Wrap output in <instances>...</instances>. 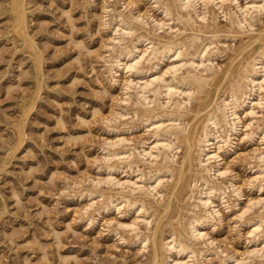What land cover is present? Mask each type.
<instances>
[{"label": "rangeland", "instance_id": "1", "mask_svg": "<svg viewBox=\"0 0 264 264\" xmlns=\"http://www.w3.org/2000/svg\"><path fill=\"white\" fill-rule=\"evenodd\" d=\"M149 1L24 0L30 40L27 42L15 27L12 0H0V264H152V248L143 250L138 237L134 232H129L131 229L127 226V223L131 224V219H135L137 214L134 215L131 207L126 205L122 206L121 210L124 211H121L122 214L112 209L99 214L97 211L101 206L102 198L97 194L105 191L106 197H109V194L116 195V191L113 192L109 188V190H100L106 184H101L99 190L90 187L93 179L98 181L107 176L104 172L106 167L103 156L106 153L104 147L108 148L107 143L114 141L121 130L124 131L122 132L124 136H128L127 138L133 142L136 141L135 145H138V142L145 139L147 135V132L146 135L144 133L147 131L143 129L144 123L141 122L142 114L134 113L133 102L124 101L126 95L123 87L126 84L124 81L126 78L120 76V80L115 82L113 80L115 75L111 72L108 63H110L109 54L113 53L112 46H109L113 44V40L110 41L114 37L112 25L116 26L118 23L113 18L116 19L114 13L123 12L122 14L129 17L133 13L137 15L135 12L140 10L144 16L151 15L161 21L165 19L158 10L161 5H155L154 0ZM241 2L244 3V0ZM228 4H230L229 0H227V6ZM215 10L218 13L219 10ZM221 12L218 13L220 21L218 20L217 24L220 29L219 36L211 35V21L202 20L205 21L203 24L201 19L196 20L199 28L203 26L207 30L205 31L202 27L207 35L202 31V40L196 43L200 45L207 39L205 42L209 43L214 51L210 50V54L212 53L210 56L217 58L215 60L212 57L214 64L216 63L215 67L218 66L216 69L221 72V78H226L222 79L224 82L221 87L217 88L220 80L213 79L210 80V85H205L200 93H196L198 100L196 97L192 100H196L195 104L191 101L193 104L188 105L190 108L187 106V111L189 110L187 119L190 124L187 123L190 126L201 124L208 109L212 110L215 107L213 102H215L216 93L222 98L225 97L224 94L229 91L227 88H230L234 70H237L236 67L233 68L226 76L231 60L239 53L245 42L251 38H257L264 29V23L261 22L264 20L262 14V17L256 20L254 26H257L248 28L254 31L247 35L232 34L230 27H225L230 26V22L226 20L228 19L226 16L224 17V12L222 14ZM207 22L208 27L205 26ZM198 23L201 25L199 26ZM141 26L140 32H145L144 26L140 24L139 27ZM179 26L178 28L181 29ZM150 29L152 30L153 27ZM166 29L167 32L160 30L158 35L164 36L168 33L165 37H173L179 33L177 37L184 39L191 33L176 31L177 34L171 35L169 28ZM209 37L211 40L208 39ZM215 37L219 38L221 44ZM243 38L246 39L243 40ZM188 42L193 44L192 40L186 39V44ZM196 43L194 47L199 46ZM214 43L215 49L211 47ZM190 44L189 49L192 47ZM258 47H260V41H256L240 59L237 58L236 64L241 62L248 53L256 51ZM233 48L235 50L232 51ZM195 49L192 48V51ZM228 50H231L230 53L227 52ZM167 64L168 62L162 69L167 68ZM198 101L199 104H197ZM194 107H196L195 110ZM191 109L194 113L190 111ZM262 110H258L260 119L257 116L255 120L257 123L253 120L255 123L249 127L251 130H256V126L263 123L264 110ZM121 112H124L123 117ZM202 112L203 114L200 115ZM184 119L187 120L186 116ZM183 120L182 122L186 123ZM125 127H129L130 131H127ZM111 128H117L120 132ZM245 134L246 129H242L236 141V151L227 157L226 167H229L230 174L219 180L221 183L222 180L228 183L227 178L232 175L231 173L237 174L245 194L242 206L246 205L251 198L257 199L260 195H258L259 191L251 190L250 183L253 182L256 185L264 181V176L261 175L263 178L259 177L261 180L259 182L254 172L264 166L263 162L261 161V164L256 155L254 156L255 150L261 145L259 141L251 143L249 136ZM179 151L174 152L177 163L173 165L176 168L182 161L184 147L182 146V150ZM128 162L127 165L125 163L124 168L122 163L118 165H121L123 171H126V167L128 172H132ZM100 166L101 168L103 166V171ZM142 167L148 168L145 170L147 178L153 176L152 172L154 173L157 168L144 166V164ZM197 167H194L193 171H197ZM178 171L179 169L174 170V178H171L172 175L167 172V176L163 173L164 177L172 180L168 181L169 183L166 182L168 188L165 191L166 194L170 193L173 185L177 183ZM118 174L117 176L123 179V175ZM193 174L195 173L186 172L184 180L179 183V192L177 199L174 200V206L168 217L161 223L165 238H169L172 231L176 230L182 233L183 240L186 239L187 243L191 242L188 244L193 242L185 236L183 228L192 215H189V212L195 203L193 198L191 199L194 202L190 200V195L192 196L195 189L192 190V182L194 183L192 179L196 178V174L194 176ZM253 175L258 181L254 180ZM249 180L250 182L247 183ZM199 184V188L204 185L202 181ZM80 187L83 188L80 189ZM87 188L97 193L94 196L100 199L93 206L90 203L92 198L83 194ZM233 197L231 203L233 199L236 200V197ZM154 202L152 200L149 205H156ZM158 206L160 209L162 205ZM255 209L254 213L250 212L251 217L247 213L242 221L237 218L236 212L235 214L233 211L223 210L224 219L222 222H217L214 227L216 229L207 227V232L215 241V248L212 247L214 251L211 256L208 255L207 257L210 256L208 259L203 258L200 264H237L238 262L232 259L224 258L230 254L239 259L243 257L245 259V253L250 250V247L255 248V246L249 243L252 238L249 232L251 226L248 224L243 227L242 222L258 218L259 210L264 212L260 206ZM150 213L155 214L153 210ZM158 216L159 212H156L151 226L155 227L158 223ZM141 225V231H145V233L142 231L143 235L153 233L147 230L144 224ZM121 236L125 237V241L121 240ZM135 237L137 243H135ZM197 245L199 249L204 248L200 243Z\"/></svg>", "mask_w": 264, "mask_h": 264}, {"label": "bare ground", "instance_id": "2", "mask_svg": "<svg viewBox=\"0 0 264 264\" xmlns=\"http://www.w3.org/2000/svg\"><path fill=\"white\" fill-rule=\"evenodd\" d=\"M162 1L163 0L153 1L155 5H161L158 7V10H160L165 18L162 21L151 15L146 16L145 14L144 16L142 14L143 12L139 9L137 10H139L140 13L135 12L137 15L133 13L129 17L122 14L123 12L114 13L116 14V19L115 17L113 18L117 20L116 22L118 23L116 26L112 25L114 29L111 27L114 32V37L110 39V41L113 40V44L111 43L112 45L110 44L109 46H112L113 53L111 55L108 53L110 56V59L107 58L110 61L108 64H110L111 72L115 75L113 78L115 82L120 80V76L126 78V80H124L126 84L123 87L126 95L124 101L133 102L135 109L132 110L134 113L136 112V115L142 114V119L139 118V120L141 119V122L144 123L145 128L143 129L147 130L144 132L145 135L147 132V135L145 139L143 138L138 142V145H135L136 141H134V143L131 139L127 138L128 136H124L125 134L122 133L124 131H122L119 126L121 132L117 129L118 127L114 128L115 130L117 129V131L119 130L118 132H120V135L118 134L119 136L117 135L118 137L116 136L117 138L114 139V141L107 143L108 148L104 147V151L106 152H104L105 155H103L106 161V167L104 164V172L107 173V176L105 175L104 178L101 177L102 179L98 178V181L93 179L94 181L92 180V185L90 187L98 189L101 184H106L105 186L107 188L103 186L104 188H100V190L111 189L113 192L116 191V195L109 194V197H106L105 191L102 193L99 192L98 194L96 193L102 198L100 201L101 206L97 211L99 214L102 211H111V209L112 211H119L120 214H122L121 211L123 210L121 209L124 205L129 208L131 207L134 215L135 213L137 214V216H135L136 218L133 219L134 221L131 219V224L125 223H127V226L131 229H128L129 232L132 231L136 234L140 242L139 244L143 245V250H149V247L152 248V264H200L203 258L208 255L211 256V253L214 251L212 247L215 245V241L210 237L209 232H207V227L214 228L217 222L223 221V210H226V212H236L237 218L242 221L246 218L245 215L247 213L250 214L251 211L253 212L256 207L260 206L261 210L262 208L264 209V181L256 185L253 182L250 183L251 190L255 189L254 191H259L260 193H258V195H260L257 199L249 198L250 200L244 206L241 204L245 199V194L241 188L242 184L239 183L238 176H236L237 174L234 175L231 173L232 175L227 178L228 183H225L223 180V184L220 182V178L224 179V177H228L230 174L229 167H226L227 157H229V154L236 151V141L242 129H246L245 135L249 136L251 143L259 141L261 146H258L259 148L257 147L258 150H255L254 156L256 155L257 160L259 159L260 163L262 164L263 162L264 164V120L262 124L256 126V130L252 129V131L251 128H249L256 122L255 120H257L258 117L260 119L261 115L258 116V110H264V29L257 38H251V40L245 42L239 53L231 60L229 71L226 76L233 68L236 67L237 70H234L235 72L230 81L231 84L229 83L230 88H227L229 91L225 92V97L222 98L216 93L214 95L215 102H213L215 103V107L212 108L210 106L212 110L208 109L209 111L205 119L202 122L200 121L201 124L190 126L187 119L189 117V115L187 117V112L189 111H187V106L193 104H191V101L197 97L198 94L196 95V93H200L204 86L209 84L210 80L213 79L220 80L217 86V88H219L224 82L222 79L226 78H221V72L216 69L218 66L215 67L216 63L214 64L215 61L212 59L213 55L210 56L212 54H210V50L213 51V49L210 48L209 43L205 42L207 39L202 41L200 45L196 43L202 40L201 33L205 30L203 26L204 30L202 27H198L196 20L211 21L212 23L209 22L211 23V31L209 29L211 35L219 36L218 33L220 29L217 24L220 21L218 17L220 14L218 13L222 11L224 12V17L226 16L228 18L226 20L230 22V26L226 25L225 27H230L231 32H233L232 34L247 35V33L254 31V29H252V31L250 29L251 27L254 28L257 26L254 25L258 17L262 14L264 15V0H244V3L241 2L242 0H229L230 4H228V6L227 0ZM149 2H151V0ZM12 9L15 16V27L17 31L27 42L30 41L27 32V15L24 0H12ZM215 9L219 10L218 13ZM259 19L261 20L262 18ZM205 21L201 23L204 24ZM263 21L264 20L261 22L264 23ZM201 23H198L199 26ZM140 24L144 26L143 29L145 32H140V28H142V26L139 27ZM207 24L208 22L205 26L208 27L209 24ZM178 26L181 27V29L178 28ZM150 27H153V29L151 30ZM167 27L170 30L168 31L170 33L172 32L171 35H173V33L177 34L178 31L182 33H191L187 34L185 37L183 36L184 39L177 37L179 33L173 37L170 36V33V37H165L168 33H164V36L163 34H161L162 36L158 35L160 30H166L167 32ZM249 27L250 29H248ZM174 29L175 32L173 31ZM210 38L211 37L208 39ZM216 38L217 37H215V39ZM186 39L192 40L193 44H190V42L186 44ZM217 39L219 40V38ZM244 39L246 38H243V40ZM236 40L238 41V37ZM256 41H260V47H258L256 51L248 53L237 65V58L240 59L244 52L248 51ZM195 43L199 45L198 47L195 46L196 49L194 47ZM215 43L211 46L212 48H214ZM218 43L221 44V41L219 40ZM189 44L192 45L190 49L188 48ZM216 45L218 46V44ZM192 48L195 50L192 51ZM231 50L233 51L235 49L233 48ZM219 51L221 52L220 49ZM214 55H216V53ZM167 62V68L165 67L162 69L163 65ZM225 87H227V85ZM220 99L221 101H219ZM196 100H198V97ZM196 100L194 101L196 102ZM199 101L197 104H199ZM130 103H127V105ZM195 108L196 107H194V110ZM190 111H192V109ZM134 113L133 115H135ZM192 113L194 112L192 111ZM120 114L122 115L124 112ZM202 114L203 112L200 113V115ZM262 114H264V112ZM123 116L124 115L121 117ZM185 116L187 119L186 121L184 119ZM259 119L258 122L260 121ZM182 120L186 123L182 122ZM253 120L255 122H253ZM245 122L247 123L245 124ZM142 123L140 124L143 125ZM127 128L129 129V127H125L127 131H130V129L128 130ZM182 146L184 147L183 158L182 161L180 160L181 163L178 164L180 166L176 168V166L173 165L177 163L176 154H174V152L177 153L180 148L182 150ZM124 161H126V165L127 162L129 163L128 166L131 167L132 172H128L126 167V171H123L124 169L121 168V165H118ZM177 161L179 162L178 159ZM125 163H122V167ZM142 163L144 166L149 165L150 167H157L154 173L152 172L154 175H149V179L145 176V170L148 168H143ZM194 167H197V171H193ZM101 169L103 171V166ZM175 169H179L178 181L173 185L171 192L166 194L165 191L168 189L166 187V182L172 181L170 178H168L169 180L167 179V173L172 175L171 178H174L173 174ZM251 169L253 171L252 167ZM153 170L154 169H152V171ZM186 172H194L196 174V178L193 177L195 180L190 178L194 181V183L192 182V190L194 188L196 189V191L195 189L193 192L191 191L193 194L192 196L190 195V200H192L191 202L195 200V203L192 206L193 209H190L191 213L189 212V215H192L183 228L185 236L188 237L193 244H188L191 242L187 243L185 241L186 239L183 240L182 233L176 230L174 232L172 231L169 238H165L161 226L162 221L168 217L174 206V200L177 199L179 192V183L184 180ZM254 172H256V178H261V175L264 176V166L259 167V169ZM118 173L123 175V179L118 177ZM147 173L149 174V172ZM163 173L164 175L166 174L165 177ZM195 174H193V176ZM253 177L254 180L258 181L255 179V175H253ZM260 178L259 182L261 181ZM199 181H202V185L204 184L201 188H199ZM249 182L250 180L247 183ZM82 188L83 187H80V189ZM83 194L86 197L92 198V200H90L92 206L96 204V201L100 200L99 197L97 198L94 196L95 193L90 188L85 189ZM85 196L83 197L85 198ZM233 196L236 197L235 201ZM232 197L234 198L233 203L230 202L232 201ZM152 200L155 201L154 203H156V205H149L151 204L149 202H152ZM182 201L183 200H181V202ZM182 203H184V201ZM158 205H162L160 209ZM90 207L91 206H89V208ZM180 207L183 208V206ZM152 210L155 214L159 212L158 223H156L155 227L151 226L155 216V214L150 213ZM260 213L262 215H260ZM258 214V218H254L255 220L248 219L242 222L244 226L240 224L243 227L248 224L251 226V231L249 230V232L252 234V238L249 243H251L252 246L254 245L255 248L250 247V250L245 253L247 255H245V259H243V257L241 260L230 254L224 257L226 260L232 259L234 262H238L237 264H264L263 210L261 212L259 210ZM176 218L175 216V220ZM184 219L186 220V218ZM171 220L173 219L171 218ZM120 224L123 225V223ZM141 224H144L146 229L153 233H146L143 235L145 231L142 230L144 233L141 231ZM125 228L127 227L125 226ZM117 231H115V233ZM123 237L124 236H121L120 238L122 241H125V237ZM137 239L135 243H137ZM197 243H200V245L202 244L204 248H197ZM209 257H207V259Z\"/></svg>", "mask_w": 264, "mask_h": 264}]
</instances>
